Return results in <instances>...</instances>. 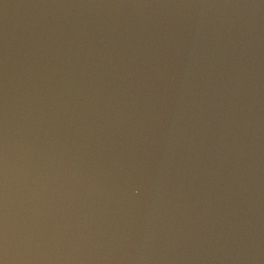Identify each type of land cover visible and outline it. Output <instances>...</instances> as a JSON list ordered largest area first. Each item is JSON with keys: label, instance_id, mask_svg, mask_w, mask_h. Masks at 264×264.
Listing matches in <instances>:
<instances>
[{"label": "water", "instance_id": "obj_1", "mask_svg": "<svg viewBox=\"0 0 264 264\" xmlns=\"http://www.w3.org/2000/svg\"><path fill=\"white\" fill-rule=\"evenodd\" d=\"M0 264H264V0H0Z\"/></svg>", "mask_w": 264, "mask_h": 264}]
</instances>
